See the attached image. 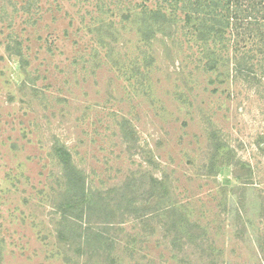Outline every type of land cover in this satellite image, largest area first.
Returning <instances> with one entry per match:
<instances>
[{
  "label": "rangeland",
  "instance_id": "1",
  "mask_svg": "<svg viewBox=\"0 0 264 264\" xmlns=\"http://www.w3.org/2000/svg\"><path fill=\"white\" fill-rule=\"evenodd\" d=\"M166 4L0 0V264H264V73ZM156 186L160 219L74 203Z\"/></svg>",
  "mask_w": 264,
  "mask_h": 264
},
{
  "label": "trees",
  "instance_id": "2",
  "mask_svg": "<svg viewBox=\"0 0 264 264\" xmlns=\"http://www.w3.org/2000/svg\"><path fill=\"white\" fill-rule=\"evenodd\" d=\"M163 2H167L166 5L168 7H177L180 5L187 26L190 24L196 25L194 30L198 39L203 41V43L207 44L210 42L211 46L222 43V46H224V44L228 42L226 48H231L234 53V66L236 70L242 72L244 68H250L251 70H258L260 73H264V0H163ZM152 16L155 18L150 19L144 17V19L139 22L144 29H147L149 32L152 30H159L161 32L169 28L167 26L169 22L167 21L168 19L165 18V15H161L159 10L153 12ZM211 48H207L208 54L215 55V62H211V64L223 60L219 56L220 53L217 54L218 52L216 53L214 51V47ZM222 49L224 50V47ZM219 57L220 59H217ZM256 78L255 74L252 73L251 80H255ZM218 148L219 147L215 145V156H213L215 160L219 153ZM56 153L58 154L57 158H59V161L64 166V170L72 171V169L69 168L71 164L69 154L62 149H57ZM213 168L214 165L212 166V169ZM76 174H74V177L77 181L78 178ZM233 174L235 178H239L237 171ZM70 182L72 181L70 180ZM124 184V186H127L129 182ZM73 185H76V183L74 182ZM156 189L158 190L157 186L155 189L151 188L148 198L144 201L140 200L141 202L132 197L128 199V197L122 194L120 196L123 198L122 201L120 202L119 198V203L115 202L116 205L112 204L113 200H107L105 198L90 200L80 196L78 200L80 202L74 203H78L79 206L82 204L87 214L92 212V209L94 211H100L103 214L101 219L105 221L109 220L113 223H120V221L116 222L118 219L115 217V212H121L120 216L123 214L130 215L135 220L139 221L146 219L147 215H149L148 217L150 218L157 217L160 219L164 209L167 212H171L175 210V204L164 205L163 203L165 202L166 195H163L162 191H156ZM132 192L133 189L128 185L124 193L131 194ZM149 201H151L150 204H147ZM74 206H76V204H68L67 207L61 211L65 213L69 212L68 215H71L69 210L73 209ZM170 226H174V222H172ZM143 228L148 231V233L151 232L150 227L146 224L143 225ZM185 229L184 237L187 242L190 243L195 237L194 229L190 227L193 233L192 236L190 231L188 232Z\"/></svg>",
  "mask_w": 264,
  "mask_h": 264
}]
</instances>
